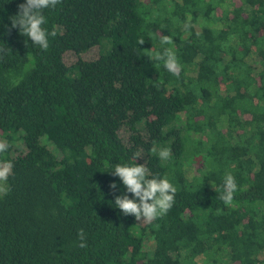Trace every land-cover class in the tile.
Masks as SVG:
<instances>
[{
    "label": "trees",
    "instance_id": "1",
    "mask_svg": "<svg viewBox=\"0 0 264 264\" xmlns=\"http://www.w3.org/2000/svg\"><path fill=\"white\" fill-rule=\"evenodd\" d=\"M24 2L0 0V264H264V0H62L46 51L9 32ZM118 163L175 186L166 215L115 208Z\"/></svg>",
    "mask_w": 264,
    "mask_h": 264
},
{
    "label": "clouds",
    "instance_id": "2",
    "mask_svg": "<svg viewBox=\"0 0 264 264\" xmlns=\"http://www.w3.org/2000/svg\"><path fill=\"white\" fill-rule=\"evenodd\" d=\"M62 0H26L18 5V14L10 18L11 29H19L22 36L31 40L34 45L46 51L49 48V36L55 37V29L48 31L44 25L46 9H55ZM143 39L138 40L139 45H143ZM160 43L162 51H158L155 56H149L151 61H162L163 67L172 75L179 77L181 66L176 53L171 47L173 40L170 36L161 37ZM10 145L5 141H0V154L6 152ZM156 152V148H152ZM171 152L169 149H162L158 156L161 160L169 159ZM141 157L138 152L134 159ZM13 163L11 161L0 162V198L10 190L8 187L9 177L13 174ZM114 177H119L126 193L115 196V208H118L124 216H134L137 221L153 222L159 217L168 213L175 202L176 188L167 178L149 177V170L145 164H116L110 172ZM117 184H110V188L115 193ZM237 190L235 178L230 173L226 174L223 182V191L219 194L225 205H230ZM132 194V198L128 194ZM80 248H87L86 234L83 229L78 232Z\"/></svg>",
    "mask_w": 264,
    "mask_h": 264
},
{
    "label": "rangeland",
    "instance_id": "3",
    "mask_svg": "<svg viewBox=\"0 0 264 264\" xmlns=\"http://www.w3.org/2000/svg\"><path fill=\"white\" fill-rule=\"evenodd\" d=\"M65 60L67 61V63H73L74 61H75V57H74V55L73 54H71V53H68V54H66L65 55ZM120 136H122V138L123 139H126L127 138V135H128V132H127V130H124V129H122V130H120ZM0 141H2V139L0 138ZM24 148H23V145H22V143L20 142V143H18V149L16 150L17 152L18 151H21V150H23ZM145 221H138V223H144ZM262 257H264V254L262 255Z\"/></svg>",
    "mask_w": 264,
    "mask_h": 264
}]
</instances>
